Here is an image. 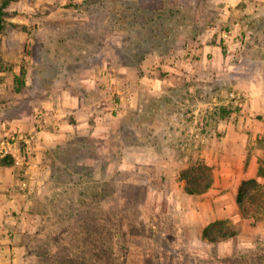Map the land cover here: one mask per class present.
I'll list each match as a JSON object with an SVG mask.
<instances>
[{
    "label": "rangeland",
    "instance_id": "1",
    "mask_svg": "<svg viewBox=\"0 0 264 264\" xmlns=\"http://www.w3.org/2000/svg\"><path fill=\"white\" fill-rule=\"evenodd\" d=\"M5 2L0 120L28 124L33 116L45 126V105L64 91L111 114L96 110L87 130L44 152L39 163L49 170L48 185H20L33 203L16 264H264V214L258 222L245 219L236 201L250 164L259 162L264 173V139L252 140L248 121L256 116L226 104L229 93L250 89V77L236 74L242 55L264 57L258 0L234 2L228 12L220 0H0V8ZM238 20L247 26L236 31L239 45L221 42L234 57L203 58L197 50L204 34L219 23L232 31ZM157 55L172 68L159 66L165 83L147 89L154 82L139 77L143 66L158 67ZM246 66L258 72L255 62ZM24 70L26 86L17 93L15 74ZM132 83L134 108L127 97ZM71 122L79 124L74 116ZM230 127L240 136L226 149ZM40 129L24 134L30 161H38L32 137ZM232 158L244 171H229ZM197 160L213 167L215 183L191 196L180 173ZM18 166V179L27 180L28 165ZM220 219L240 232L211 244L203 230ZM88 252L94 259L84 258Z\"/></svg>",
    "mask_w": 264,
    "mask_h": 264
},
{
    "label": "crops",
    "instance_id": "2",
    "mask_svg": "<svg viewBox=\"0 0 264 264\" xmlns=\"http://www.w3.org/2000/svg\"><path fill=\"white\" fill-rule=\"evenodd\" d=\"M220 1L225 3L224 12H228V9L231 8L234 2L238 3L240 1H244L245 3H249V1L252 0ZM257 3L258 4H256V8L260 13L263 11L262 7H264V0H258ZM226 18L227 15L225 16V19ZM221 24L222 23L216 24L214 27L208 30L207 33L204 34L202 48L197 51L201 52L203 58L205 57L206 53L212 52L215 57L214 59H217L218 61L228 62V59L234 57V54L230 53L231 51H228L229 53H225L223 47L221 46V42L223 41L224 44H228L231 42L233 44L236 42L235 44L239 45V39H237L236 37V31H238V29H246L247 26H245L244 23H241V21L238 20L232 23L234 24L233 30L229 31L223 29V26ZM261 27H264V22L261 23ZM156 58H158V61L156 60V66L158 67L154 68L150 67L149 65L143 66L145 73L141 78L139 77V80H141V82L143 83H147V80H152L154 82L152 84H148L147 89H149L153 84H156V88H161L160 84L165 83V81L160 76L159 66L172 68L168 63L164 62L165 59L163 58V56L157 55ZM188 58L190 59V57H187L186 59ZM243 60L245 61L243 62ZM254 62L258 64V72L250 71V67L248 68L246 66H249ZM228 68L230 67L226 68L227 71L229 70ZM237 69L238 71L236 74L238 76L247 75L251 80V83L249 85L250 89L246 88L245 90V93L248 95L249 99L247 100L243 111L246 112V115L249 114L250 116H256L255 118L250 117L248 121V124L253 125L254 127L252 140L264 139V57L258 56V58H254L248 54H243L242 62ZM174 70L175 68L173 69V71ZM129 71L132 72V75L136 74V70H134L133 68H130ZM152 74L157 75L156 77H153ZM239 85L245 84L239 81ZM131 86L132 87H130L129 90L130 96L127 97L129 98V100L132 99L131 105L134 108L135 106H137L135 98L138 93L135 89L133 90V88L135 87V83H132ZM162 90L164 89L162 88ZM125 101L126 99L123 98L122 105H124L123 103ZM128 102L129 101H126V104H128ZM45 108L47 109V113L50 116L46 119L47 125L45 126L35 125L34 123L36 121V117L33 116L28 119L30 122L28 124L24 122V118H15L14 120H0V141L13 129L18 130L23 134H32L31 132L41 128L39 132L35 134V137H32V140H34L35 150L38 152L39 156L38 161L36 159H33L31 161L32 167L26 169V174L28 177L27 180L18 179V175L20 172V166L18 165L21 164L15 162V165L6 166L2 164V160L4 159V157L0 155V264H16V261L18 260L17 253L21 252L22 250V245L19 243V239L22 237V234L26 229L25 222L29 215L28 213L31 211L30 207L33 201L31 196L28 194L29 192L21 191L22 188L20 190V185L27 187L32 183L35 188L43 185V183H47L48 185L50 181L49 170L47 168H41L39 163L44 155V152H48V150H51L59 142H62L64 137L68 136L72 131L74 132L82 127H84V130H87L86 127L97 110L94 106L90 105L88 99L75 96L70 91H64V93H62V95L57 100H49V102L45 105ZM104 111L105 109L97 110V112L106 114L107 117L111 116L108 110L107 112ZM72 116H74V118L78 120L79 124H71ZM100 119H98V124L99 122H101ZM53 123L55 124L54 128L50 125ZM9 124L12 125L13 129L8 126ZM31 124L32 127H30ZM54 131L58 132L54 133ZM236 134L237 132L234 131V128L230 127L228 129V135L225 140L226 149L228 146L232 147V143L237 141ZM237 135L240 136L239 133ZM232 140L234 141L232 142ZM21 149L22 143L19 142L15 145V152L18 154ZM230 150L231 149L229 148V156H232ZM261 156L262 158L264 157V146L258 145V160ZM35 164H37V166ZM228 166L230 167L229 171H244L240 169V165H238L237 167L235 158H232V161L228 163ZM249 172V177H244L241 180L240 185L244 179L258 178L261 182L264 179V176L259 173V162L258 166L252 162L250 164Z\"/></svg>",
    "mask_w": 264,
    "mask_h": 264
},
{
    "label": "trees",
    "instance_id": "3",
    "mask_svg": "<svg viewBox=\"0 0 264 264\" xmlns=\"http://www.w3.org/2000/svg\"><path fill=\"white\" fill-rule=\"evenodd\" d=\"M8 5L5 2L0 8V20L5 15L4 8ZM224 52L225 48L223 47ZM27 71L21 74H15L16 92L20 93L26 86ZM2 164L6 166L15 165V160L10 157H5ZM260 174L264 175V173ZM180 180L184 182L185 192L192 196L206 194L215 183L214 170L211 165L203 160L192 161L187 168L181 171ZM236 201L238 207L245 219H252L258 222L260 216L264 214V183L258 178L244 179L239 187ZM254 212V213H250ZM239 229L234 225L230 219H220L211 222L203 230V239L211 244H217L221 241L233 238L239 234ZM95 258H98L97 251H95ZM94 259L93 254L88 252L84 258Z\"/></svg>",
    "mask_w": 264,
    "mask_h": 264
},
{
    "label": "built area",
    "instance_id": "4",
    "mask_svg": "<svg viewBox=\"0 0 264 264\" xmlns=\"http://www.w3.org/2000/svg\"><path fill=\"white\" fill-rule=\"evenodd\" d=\"M248 95L241 91H233L228 94V100L226 101L227 106L233 104L234 107L244 108L247 103ZM23 143L21 151L17 154L15 152V145L17 143ZM33 153V147L30 139L23 133L18 135H7L2 141H0V155L2 157H10L19 164H27L28 167H32L31 161L28 157H31ZM37 166V164H35Z\"/></svg>",
    "mask_w": 264,
    "mask_h": 264
}]
</instances>
